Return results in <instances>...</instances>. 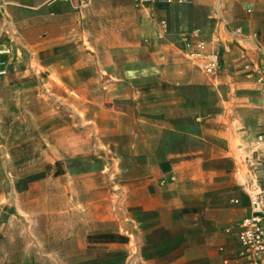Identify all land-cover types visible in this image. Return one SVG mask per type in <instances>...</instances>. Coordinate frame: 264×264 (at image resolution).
I'll use <instances>...</instances> for the list:
<instances>
[{
    "label": "crops",
    "instance_id": "crops-1",
    "mask_svg": "<svg viewBox=\"0 0 264 264\" xmlns=\"http://www.w3.org/2000/svg\"><path fill=\"white\" fill-rule=\"evenodd\" d=\"M36 17L46 32L77 25L94 39L104 33V46L134 68L110 72L118 82L109 79L108 89L134 96L126 106L137 113L131 155L149 263L237 264L236 231L226 229L252 211L245 181L264 183V86L243 68L264 64V0H0V26L31 27ZM162 19L169 33L161 40ZM192 29L227 47L216 76L176 52ZM127 82L133 87H122Z\"/></svg>",
    "mask_w": 264,
    "mask_h": 264
},
{
    "label": "rangeland",
    "instance_id": "rangeland-1",
    "mask_svg": "<svg viewBox=\"0 0 264 264\" xmlns=\"http://www.w3.org/2000/svg\"><path fill=\"white\" fill-rule=\"evenodd\" d=\"M30 24L0 26V264H150L134 96L108 89L134 68L102 32Z\"/></svg>",
    "mask_w": 264,
    "mask_h": 264
},
{
    "label": "built area",
    "instance_id": "built-area-1",
    "mask_svg": "<svg viewBox=\"0 0 264 264\" xmlns=\"http://www.w3.org/2000/svg\"><path fill=\"white\" fill-rule=\"evenodd\" d=\"M147 1L174 2V0H137L139 4ZM187 1L178 0L180 3ZM168 33L167 20H160L158 39H165ZM174 48L185 60L212 77L220 71L223 52L227 49L225 45L220 44L219 40H208L199 29H192L181 34L180 41ZM243 68L253 82L264 86V64L249 60ZM166 182V179H162V183ZM245 187L250 197L252 211L226 231L228 233L236 231L238 250L235 263L264 264V183H261L258 176H253L245 181ZM234 203L238 204L239 199L235 198Z\"/></svg>",
    "mask_w": 264,
    "mask_h": 264
}]
</instances>
